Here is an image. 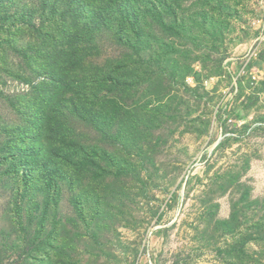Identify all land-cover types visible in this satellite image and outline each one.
I'll list each match as a JSON object with an SVG mask.
<instances>
[{"label": "rangeland", "instance_id": "1", "mask_svg": "<svg viewBox=\"0 0 264 264\" xmlns=\"http://www.w3.org/2000/svg\"><path fill=\"white\" fill-rule=\"evenodd\" d=\"M0 264H264V0H0Z\"/></svg>", "mask_w": 264, "mask_h": 264}]
</instances>
